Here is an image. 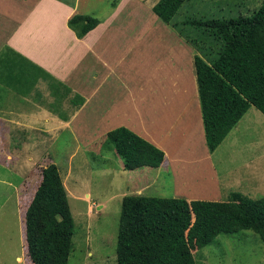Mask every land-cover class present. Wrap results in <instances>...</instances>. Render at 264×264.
<instances>
[{"label": "crops", "instance_id": "crops-1", "mask_svg": "<svg viewBox=\"0 0 264 264\" xmlns=\"http://www.w3.org/2000/svg\"><path fill=\"white\" fill-rule=\"evenodd\" d=\"M158 1L119 0L111 8V0H0L1 60H9L11 67L22 65L31 73H38L34 66L38 67L69 89L63 99L60 96L55 100L50 81L39 74L30 89L17 91L13 80V76L17 79V70L8 74L0 63V158L4 157V144L20 142L24 144L21 156L27 159L23 161L26 165L42 157L45 149H40L41 144L57 142L63 132L72 135L78 148L124 127L164 153V161L154 176L147 175V169L125 171L120 163L117 175H128V180L136 184L134 195H142L153 185L144 184L143 179L137 182L135 176L142 177L144 172L143 178L153 181L158 171L171 173L174 198L222 201L223 193L226 198L233 191L243 194L242 185L223 181L213 164L195 94L193 47L178 36L165 37L171 25L164 24L169 25L165 28L158 24L152 12ZM100 3L110 6L103 18L97 17ZM77 14L99 20L81 39L67 26ZM172 79L176 91L185 95L182 110L175 109L177 106L169 99L157 97L158 93L172 90ZM75 96L83 99L82 105L72 107ZM56 101V107L51 108ZM252 109L242 119L251 112L249 122L262 124L263 118ZM238 123L223 144L235 141L232 135ZM5 156L10 158L7 152ZM258 157L264 159V150ZM24 165L13 166L22 173ZM258 169L264 173V166ZM258 172L253 170L251 188L252 183L261 187Z\"/></svg>", "mask_w": 264, "mask_h": 264}, {"label": "trees", "instance_id": "trees-1", "mask_svg": "<svg viewBox=\"0 0 264 264\" xmlns=\"http://www.w3.org/2000/svg\"><path fill=\"white\" fill-rule=\"evenodd\" d=\"M185 1L159 0L152 12L159 21L169 24ZM118 2L111 0V8ZM98 24V19L79 14L67 22L78 39ZM183 25L193 26L202 35L223 42L214 58L207 59L201 54L193 57L205 144L212 154L251 107L264 116V0L251 16L211 23L187 21ZM1 58L0 63L8 74L11 70L18 72L17 79L13 76L17 81L15 89L21 92L30 89L38 78L37 73L28 72L18 64L11 67L9 60ZM34 68L50 81L49 89L55 100L67 95L68 88L40 68ZM71 104L80 106L83 99L75 96ZM56 105L57 101L50 107ZM102 143L112 147L125 171L155 170L164 161L160 149L124 127L106 133ZM22 218L30 262L67 264L72 252L74 222L55 164L42 168L41 179ZM243 231L253 232L264 244V196L252 199L231 192L225 200L211 201L128 195L121 201L116 261L117 264H196L193 250L210 245L220 234L236 235Z\"/></svg>", "mask_w": 264, "mask_h": 264}, {"label": "rangeland", "instance_id": "rangeland-1", "mask_svg": "<svg viewBox=\"0 0 264 264\" xmlns=\"http://www.w3.org/2000/svg\"><path fill=\"white\" fill-rule=\"evenodd\" d=\"M262 1L186 0L169 23L170 30H165V37L175 39L178 36L184 42L193 45V54H201L207 59L214 58L221 51L223 42L212 36L202 35L193 26L183 23L187 21L211 23L251 16ZM109 8V4L100 3L97 7L100 9L97 17H105L109 13ZM158 24H163L165 28L169 26L161 21H158ZM174 82L175 79L170 80L171 85ZM171 85L167 88L171 89ZM172 86V90H165L164 94L158 93V100L161 97L163 100L169 99L170 104L177 106L175 109L182 110L185 95L178 93L174 84ZM18 87L26 88L19 85ZM252 110L263 118V123L252 120L249 122L250 112L248 117H244L238 123L237 130L233 131L235 141L224 144L222 142L213 152L212 160L220 177L223 175V181L231 184L237 181L239 186L242 185L243 195L256 199L264 196V173L258 169L260 167L262 170L264 166V159L258 157L264 150V117L256 109ZM103 140L104 138L91 145H79L77 148L72 135L63 132L57 138V142L41 144L40 149H45L42 157L34 159V162L28 161L26 165L23 161L27 159L21 156L23 143L4 144V151L10 154V158L6 159L5 153L2 154L4 157L0 158V264H32L24 241L22 217L39 184L42 168L51 163L58 167L74 222L72 252L67 264H117L115 246L121 201L124 196L136 194L134 191L137 186L128 180V175H117L121 159L115 155L112 147L103 145ZM14 164L24 165L22 173L16 171ZM253 170L259 171L257 179L262 181L261 183L258 180L260 188L254 187L257 185L255 183H252L251 188V178H255ZM149 171L147 175L150 176L156 173L155 170ZM226 171L228 175L225 174ZM158 173V176L153 177V181L147 177L144 179V172L141 174L142 177L135 176L137 182L143 179L144 184L153 183L144 189L142 195L172 197L174 186L170 184L171 173L163 171ZM131 174L130 176L133 175ZM242 179L243 183L240 181ZM225 199L226 193H223V200ZM192 253L196 264H264V244L251 231H243L236 235L220 234L213 243L198 251L193 250Z\"/></svg>", "mask_w": 264, "mask_h": 264}]
</instances>
